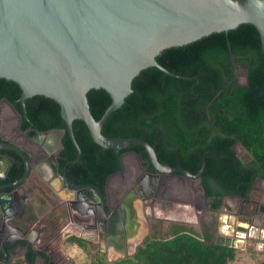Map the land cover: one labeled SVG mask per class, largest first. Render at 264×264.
<instances>
[{
  "label": "trees",
  "instance_id": "obj_1",
  "mask_svg": "<svg viewBox=\"0 0 264 264\" xmlns=\"http://www.w3.org/2000/svg\"><path fill=\"white\" fill-rule=\"evenodd\" d=\"M154 60L173 76L154 67L141 70L131 81V92L109 114L100 134L111 139H140L152 147L159 163H178L190 174L200 169L203 158L199 178L205 195L212 200V212L220 209L224 196L245 197L255 178L264 180V59L256 30L240 24L165 49ZM236 63L245 71V85L234 80L232 64ZM19 96L20 89L14 83L0 79V98L9 101L22 117L37 121L35 129H65L53 100L32 96L23 101L22 111ZM86 101L90 115L98 120L110 98L105 91L92 89L86 93ZM71 133L79 157L74 162L77 151L65 133L60 167H65L69 180L75 177L100 192L106 178L119 171L123 153L146 158L139 146L117 152L102 149L91 141L79 120L72 121ZM236 144L251 157L247 164L235 159L231 148ZM21 174V167L13 165L7 181ZM69 241L80 248L92 243L74 237ZM234 256V249L216 245L207 232L196 235L171 225L164 238L145 237L132 259L139 264H228ZM90 264L105 262L94 258Z\"/></svg>",
  "mask_w": 264,
  "mask_h": 264
},
{
  "label": "water",
  "instance_id": "obj_2",
  "mask_svg": "<svg viewBox=\"0 0 264 264\" xmlns=\"http://www.w3.org/2000/svg\"><path fill=\"white\" fill-rule=\"evenodd\" d=\"M240 24L256 30L264 59V0H0V79L20 89V104L32 96H43L58 105L65 129L56 134L67 133L77 151L74 162L79 155L71 123L79 120L91 141L102 149L117 152L139 146L155 172L196 178L202 172L203 158L200 169L189 174L160 164L144 141L105 138L100 129L122 105L131 92L132 79L141 70L154 67L171 75L154 60L161 51ZM92 89H101L110 98L98 120L90 115L86 101ZM0 149L19 154L6 144L0 143ZM25 175L26 168L22 178ZM150 177L155 180L157 175ZM112 220L118 228L116 213ZM215 244L234 249L237 240L217 236Z\"/></svg>",
  "mask_w": 264,
  "mask_h": 264
},
{
  "label": "flooded vegetation",
  "instance_id": "obj_3",
  "mask_svg": "<svg viewBox=\"0 0 264 264\" xmlns=\"http://www.w3.org/2000/svg\"><path fill=\"white\" fill-rule=\"evenodd\" d=\"M239 66L232 64L234 80L238 85H245L244 70V83L239 84ZM3 100L6 99L0 98V143L16 148L23 158L11 150L0 149V264H15L13 259L18 256L22 258L21 264H62L61 246L71 237L86 241L88 238H83L84 235L93 236L95 250L108 261L109 255L120 258L147 237L146 234L140 236L147 227L143 219L145 207L152 217L156 209L165 214L176 205L180 207L177 203L184 201L192 209L205 210L207 207L212 212V200L205 195L199 176L190 178L184 174L155 172L146 158L137 155L134 156L133 172L125 171L120 163L119 171L106 178L101 192L79 183L75 177L69 180L59 161L64 135L58 137L56 131L62 129L38 131L33 127L37 121L22 117L9 101L6 100L8 104ZM20 106L23 111L24 104ZM33 131L40 135H33ZM231 149L242 165L251 160L240 145ZM13 165L21 167L22 174L7 181ZM168 167L182 169L178 163ZM24 168L26 175L22 178ZM151 174H156L157 178L153 180ZM112 177L116 178L120 194L111 192L108 187ZM260 183L264 180L255 178L245 197L230 195L221 198L220 204L224 199L236 203V223L231 231L216 230L214 242L217 236L231 235L233 238L237 234L239 238H245L250 233L248 228L252 217L261 213L264 206L263 196L258 194L253 198L254 189ZM12 184L15 185L10 186ZM144 185L147 189L143 188ZM34 193L49 207L40 216L37 210L41 205L33 202ZM114 213L118 215V228L112 222ZM138 219L142 220L144 228L139 226ZM113 227L115 230H111Z\"/></svg>",
  "mask_w": 264,
  "mask_h": 264
},
{
  "label": "rangeland",
  "instance_id": "obj_4",
  "mask_svg": "<svg viewBox=\"0 0 264 264\" xmlns=\"http://www.w3.org/2000/svg\"><path fill=\"white\" fill-rule=\"evenodd\" d=\"M242 75L243 68L239 66L237 68L239 84L244 83ZM133 164H135V159L131 153H125L122 155L121 165L125 171L131 170L133 172ZM115 180V177L110 178L108 187L110 188L111 192L120 194V190H118L116 187ZM258 194L263 196L262 199L264 200V183L258 184L254 189L253 198H256ZM177 200H180L179 196L177 197ZM33 202L35 204L41 205L37 210L38 216H40L45 210L49 208L48 205L42 203V200L36 193L33 194ZM177 204H179L180 207H177L176 205L165 214L164 212L156 209V213L153 217L145 207L143 219L145 220L147 227L145 230L142 220L140 221L138 219L139 226L144 228L143 233L140 234V236L146 234L145 236L149 238L161 239L168 235L171 225H179L190 230L196 235H202L203 232H207L211 236L212 240H214L216 230H224L225 232L231 231V227H233L234 223H236V203H232L230 199H224L221 203L220 209L216 212H210L207 207L204 208L205 210H200V208L192 209L190 208L189 203L185 201ZM248 230L250 233L244 239L240 240V243L238 242L234 247V259L228 264H261L263 261L264 206L261 213L252 217ZM225 232H223V234H226ZM228 237H231V235ZM83 238H88L86 239L88 241L94 240L92 235H84ZM140 242L141 241H138L137 244H134V247H137L139 245L138 243ZM94 246V244L90 243L88 246L80 248L70 241L64 243L59 250L60 254L62 255L61 263L90 264L92 259L95 258L96 260L105 262V264H119V262H124L126 260H130L131 263L122 264H139L132 259L134 255V247H130L127 254L120 258L109 255L107 258L108 261H106L103 255L95 250ZM21 259V256H18L13 260L15 264H21Z\"/></svg>",
  "mask_w": 264,
  "mask_h": 264
},
{
  "label": "built area",
  "instance_id": "obj_5",
  "mask_svg": "<svg viewBox=\"0 0 264 264\" xmlns=\"http://www.w3.org/2000/svg\"><path fill=\"white\" fill-rule=\"evenodd\" d=\"M234 237L236 238V240H237V243H238V241H240V240L244 239V238H239V236H237V234H236V235H234Z\"/></svg>",
  "mask_w": 264,
  "mask_h": 264
}]
</instances>
